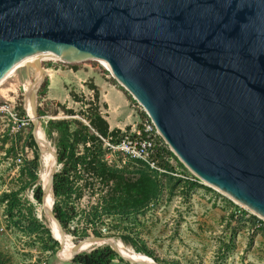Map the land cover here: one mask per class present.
<instances>
[{"label":"water","instance_id":"1","mask_svg":"<svg viewBox=\"0 0 264 264\" xmlns=\"http://www.w3.org/2000/svg\"><path fill=\"white\" fill-rule=\"evenodd\" d=\"M37 55L103 63L184 168L264 220V0H0V82L24 68L34 128Z\"/></svg>","mask_w":264,"mask_h":264},{"label":"rangeland","instance_id":"2","mask_svg":"<svg viewBox=\"0 0 264 264\" xmlns=\"http://www.w3.org/2000/svg\"><path fill=\"white\" fill-rule=\"evenodd\" d=\"M45 64L46 67L60 65L52 60L45 61ZM87 64L121 88L100 63ZM79 66L82 65L70 67ZM31 74L36 78V69ZM25 79L24 68H19L10 74L0 88V264H75V256L96 248L110 249V245L128 261H135L129 252L132 249L145 259L160 264H264V228H256L252 215L248 218L240 215L242 206L200 180L197 186L188 185L187 182H194L192 174L186 168L177 166L175 159L168 154V146L164 149V164L176 168L180 177L166 175L158 178L160 185L155 197L138 208L112 205V200L116 198L132 196L138 177L137 173H132V165L128 164L130 173L123 175L119 173V165L112 161L109 166L113 169L112 176L100 179L92 168H80L75 177L69 168V154L62 163L57 162L55 174H59L64 181L68 180L73 190L68 198L64 194L55 197L53 181L50 187L53 213L58 204L70 216L65 227L60 222L63 233L73 243L93 235L114 239L75 256L76 251L62 245L61 253L58 244L49 241V237L55 239L51 229L38 217V206L48 202L46 195L43 203V186L38 183L47 157L40 131L37 133L35 128L39 126L53 157L56 152L57 158L59 135L48 121L67 120L62 117L69 114H73L70 119L79 120L73 116L82 118L81 103L87 104L89 101L74 93L76 103L64 109L61 105H52L44 95L37 93L39 123L34 128L31 110L29 106L28 110L26 108ZM130 100L143 120L142 109ZM88 107L83 109L85 114H89ZM91 109L97 112L95 106L92 105ZM21 123L24 126L17 130V124ZM73 128L71 124L70 130L73 131ZM41 146L45 150L44 155L41 154ZM81 148L78 146L71 150L74 158L78 157ZM95 153L105 163L101 148ZM19 156L23 159L21 163L16 161ZM36 160L38 167L34 172L36 180L33 181L31 166ZM48 178L50 180L51 174ZM189 178L191 180H186ZM39 190L42 192L41 202L34 197L36 193L39 196ZM30 217L43 228L31 232L28 229ZM87 243L93 246L97 241ZM122 247L127 253L121 252ZM110 264L126 263L116 258Z\"/></svg>","mask_w":264,"mask_h":264},{"label":"trees","instance_id":"3","mask_svg":"<svg viewBox=\"0 0 264 264\" xmlns=\"http://www.w3.org/2000/svg\"><path fill=\"white\" fill-rule=\"evenodd\" d=\"M48 86V78L45 77L39 87L38 95L43 96L46 93V89ZM2 87V86H1ZM0 87V88H1ZM122 89V88H121ZM125 92V91H124ZM125 94H127L125 92ZM129 97V96H128ZM129 99H131L129 97ZM92 105L88 108L89 114L84 113V108H81V114L82 118H87L89 120V126L100 136L106 137V133L103 130V122L100 120V118L97 116V112L93 109H91ZM39 114V111H38ZM73 114H69L68 116H72ZM48 124L52 126L59 135V144H56V147L58 148V156H57V162L62 163V161L65 159L64 157L69 156L67 159H69L70 166L69 168L74 172V176L77 177L79 174V169L82 168L85 170V168H92L95 171L96 176L100 177L102 179L103 177H108V179L112 176L113 169L110 168L108 165L106 166L105 163L102 162V160L98 157V155L95 153L98 149L101 148V142L98 140V138L90 132V128L85 125L81 120H72L68 118L67 120L62 121H48ZM71 124L74 125L73 131L70 130ZM115 133L112 132V135ZM69 141H71V145L69 144ZM90 142L91 146L87 147L86 144ZM78 146H82L81 152L79 153L78 157L74 158L73 152L71 151L73 148H78ZM41 154H45V150L43 146H41ZM170 157L175 159L176 164L178 167H183L181 163L178 162V160L173 156L171 152L168 153ZM67 155V156H66ZM165 154V151H160L158 153L157 158L159 159V165L163 169L167 170L168 172H173V168L168 166L167 164H164V160L162 158ZM46 159V158H45ZM44 159V160H45ZM67 166V165H66ZM37 160L32 163V173L31 178L32 180H36V175L34 172L37 170ZM67 170V168H64ZM134 172L137 173L138 177L136 179L135 183V189L133 190V194L130 198H120L119 200L116 198L112 200V205L115 207H126V208H138L145 206L153 197H155L157 193V188L159 189V181L157 173L154 171L148 170L145 166H141L138 168H133ZM129 166L126 165L123 167L119 173L125 174L130 173ZM172 176L171 174H164L162 176ZM161 177V176H160ZM123 178V177H119ZM178 178V177H177ZM158 183V184H157ZM188 185L191 187L197 186V182H187ZM47 185L50 188V184L47 180ZM63 191V193H61ZM72 186H69L68 180H62L59 176V174H55L53 178V194L55 197H60V195L64 194L65 197H69V195L72 193ZM35 199L39 202L42 201V192L39 190V196L36 193L34 195ZM105 201V200H104ZM118 203L120 205L118 206ZM54 211L57 214V216L60 219V222L63 227H65L68 222L70 221V216L67 215V212L63 209H60V206L56 204L54 207ZM29 226L28 229L31 232H35L39 229H42L43 226L37 222V220L33 218H29ZM46 231V234H48V231ZM49 241L56 244L57 243L49 237ZM122 253H127L125 248L122 247L121 250ZM116 257L111 249L108 247L104 248H96L90 252L83 253L80 255L75 256L73 262L75 264H110L113 260H115Z\"/></svg>","mask_w":264,"mask_h":264},{"label":"crops","instance_id":"4","mask_svg":"<svg viewBox=\"0 0 264 264\" xmlns=\"http://www.w3.org/2000/svg\"><path fill=\"white\" fill-rule=\"evenodd\" d=\"M87 63L78 64L82 66L77 68L55 64L47 66L45 99L52 105L68 109L71 103H76L75 94L88 101L92 93L93 101L81 104L83 108L90 104L97 108V116L103 122L106 136L109 132L117 134L121 129L130 130L137 126L141 119L128 95Z\"/></svg>","mask_w":264,"mask_h":264},{"label":"built area","instance_id":"5","mask_svg":"<svg viewBox=\"0 0 264 264\" xmlns=\"http://www.w3.org/2000/svg\"><path fill=\"white\" fill-rule=\"evenodd\" d=\"M52 61L63 66H71L59 60H52ZM88 101L89 102L93 101L92 93L90 94ZM87 107L88 106H85L84 109H86ZM139 109L141 108L139 107ZM74 117L81 120L85 125H87L92 131V134H94L101 142V150L105 154L104 161L106 165L110 166L111 162L113 161L119 165L117 168L122 169L128 164L132 165V168H138L142 164V166H145L148 170L156 172L158 178H160V176L164 174H171L178 178L180 177L177 174L176 168H173L174 169L173 172H168L167 170L160 167L159 159L157 158V156L160 151H165L164 149H167V145L160 138L153 124L145 114H144V119L141 120L137 126H133L130 130L121 129L117 134L114 135H112V132H109V135L106 137H102L98 135L89 126V120L86 117L79 118L78 116H73V118ZM62 118L68 119L71 118V116L70 117L63 116ZM23 126H24L23 123L17 124L16 129L18 130ZM86 146L90 147L91 143L88 142ZM162 158L165 161L164 155L162 156ZM16 161L18 163H21L23 159L19 156V158H17ZM166 161H168L167 158ZM186 180H191V179L189 178ZM192 180L194 182L200 183V181L193 175H192ZM241 209L242 210H239L241 216L244 215V217L248 218L252 215L251 217L254 218L255 227L264 228L263 219L255 216L253 213H251L249 210L245 209L244 207H241Z\"/></svg>","mask_w":264,"mask_h":264},{"label":"bare ground","instance_id":"6","mask_svg":"<svg viewBox=\"0 0 264 264\" xmlns=\"http://www.w3.org/2000/svg\"><path fill=\"white\" fill-rule=\"evenodd\" d=\"M37 57L42 60V61H46V60H57L56 58L52 57V56H49V55H37ZM102 66H104L106 69L107 67L103 64V63H100ZM39 66L36 67V71L38 72L39 71ZM10 76V75H9ZM7 76L4 80H2L0 82V87L3 85V82L9 77ZM40 79H41V76L39 73H37V76L35 78V80L33 81L32 83V88L35 90L37 85L39 84L40 82ZM25 93H26V108L28 110V106H29V109L31 110V114H32V107H31V101H30V94H31V89L27 86V83H25ZM30 115V114H29ZM31 116V115H30ZM33 119V114H32V117ZM36 131L37 133L40 131V135H41V138H42V141H43V144L45 146V149H46V157H47V160L44 164V167H43V170L40 174V177H39V181L38 183L40 185H42V191H43V203H45V200H46V195H47V204L45 205H39L38 208H37V212H38V217L43 219L46 223V225L49 227V229H51V232L53 233L54 237L58 238L60 240V243L61 245H63V247L65 248H68L70 251H76V254H74L73 256L81 253V252H85L95 246H100V245H104L108 242H111L113 241L114 239H110V241H107V240H103V241H99L97 242L96 244H94L93 246L91 244H80L79 246H77L76 248H74L75 244L72 242V240L63 233L61 227H60V224L58 222V220L56 219V217L54 216V213L52 211V193H51V188L48 187V185L46 184V179L50 176L51 174V178L49 180L48 178V182L50 184V187H51V184H52V168H53V161L56 159V152H54V157L52 155V150H51V147L50 145L48 144L45 136L43 135V133L41 132L39 126H37L36 128ZM37 138V137H36ZM45 157V158H46ZM44 161V160H43ZM43 163V162H42ZM110 247L112 248L113 251H115L119 256H121L122 258H124V256L119 253L112 245H110ZM74 248V249H73ZM130 249V248H129ZM67 252V251H66ZM130 255L133 257V259L135 261H137L138 263L140 264H147V259H145L144 257L138 255L136 252H134L132 249H130ZM62 253V251H61ZM63 255V254H62ZM72 256V257H73ZM71 259V258H70ZM125 259V258H124Z\"/></svg>","mask_w":264,"mask_h":264}]
</instances>
